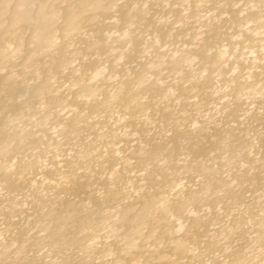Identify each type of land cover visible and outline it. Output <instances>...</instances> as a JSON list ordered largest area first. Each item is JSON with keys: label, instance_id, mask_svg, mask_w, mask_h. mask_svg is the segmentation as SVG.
Here are the masks:
<instances>
[{"label": "bare ground", "instance_id": "bare-ground-1", "mask_svg": "<svg viewBox=\"0 0 264 264\" xmlns=\"http://www.w3.org/2000/svg\"><path fill=\"white\" fill-rule=\"evenodd\" d=\"M0 264H264V0H0Z\"/></svg>", "mask_w": 264, "mask_h": 264}]
</instances>
